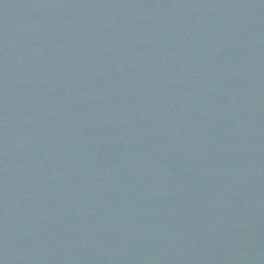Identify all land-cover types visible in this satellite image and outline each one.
<instances>
[{
  "label": "water",
  "instance_id": "obj_1",
  "mask_svg": "<svg viewBox=\"0 0 264 264\" xmlns=\"http://www.w3.org/2000/svg\"><path fill=\"white\" fill-rule=\"evenodd\" d=\"M0 264H264V0H0Z\"/></svg>",
  "mask_w": 264,
  "mask_h": 264
}]
</instances>
